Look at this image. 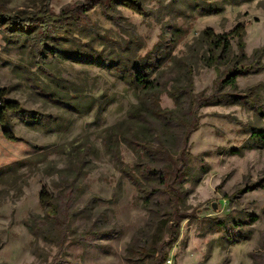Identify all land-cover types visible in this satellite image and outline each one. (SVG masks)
Masks as SVG:
<instances>
[{"label":"rangeland","instance_id":"374dc122","mask_svg":"<svg viewBox=\"0 0 264 264\" xmlns=\"http://www.w3.org/2000/svg\"><path fill=\"white\" fill-rule=\"evenodd\" d=\"M44 1L0 0V11H35ZM84 1L49 0V7L58 15L64 7ZM142 2L150 11L144 17L118 9L121 28L96 9L89 14L96 32L74 29L59 38L64 48L78 56H94V51L118 56L126 68L123 71L112 63L101 67L86 58L78 61L77 55H47L53 59L51 63L38 68L29 51L8 42L0 27V91L5 102L17 103L25 112L24 119L12 113L6 119L7 129L19 139L17 143L3 136L0 122V264H51L58 248L39 240L34 254V238L25 224L32 216L45 215L39 199L44 188L54 195L61 189L58 171L68 167V159L60 148L85 139L97 155L88 157L86 173L78 183L82 194L73 208L84 209L93 197L100 200L91 218L78 217L71 229L83 232L95 222L101 228L116 225L120 235L97 243L68 242L63 264H130L127 250L136 238L143 239L150 215L136 189L106 155L100 135L105 128L127 119L137 103L135 89L127 82L133 65H140V72L150 73L152 78L181 86L188 84L182 60L192 67L194 93H210L216 74L189 51L204 30L224 34L242 24L247 55L264 49V0ZM258 84H264V71L240 77L238 92L245 93ZM260 97L264 107V90ZM182 104L187 113V96ZM160 105L168 110L176 108L175 100L166 94L161 96ZM199 115V128L190 138L193 159L182 204L194 217L181 224L167 262L254 264L252 255L261 248L264 232V188L255 186L264 181V144L252 140V134L264 132V116L234 102L205 107ZM179 144L181 132L172 128L167 136L169 152L179 153ZM233 148H242V155H231ZM121 155L128 166L137 160L125 146ZM245 188L249 192L234 198L238 191L246 192ZM135 259V264H146Z\"/></svg>","mask_w":264,"mask_h":264},{"label":"trees","instance_id":"16d2710c","mask_svg":"<svg viewBox=\"0 0 264 264\" xmlns=\"http://www.w3.org/2000/svg\"><path fill=\"white\" fill-rule=\"evenodd\" d=\"M142 1L86 0L83 3L66 6L58 15H53L49 0H46L35 11L17 13L0 11L1 32L8 42L19 46L22 50H28L38 68H44L53 60L46 58L47 55L65 58L77 55L62 46L60 37L70 34L74 29L96 32L97 27L90 19V12L99 9L116 28H121L120 17L117 15L118 9H127L144 17L150 11L146 10ZM193 2L196 3L199 0H193ZM223 10L222 8V13ZM245 36L246 28L242 24L224 34H216L212 29H206L190 46L189 51L193 53V58L199 59L204 67L213 69L216 74L210 93H194L192 67L182 60L181 63L187 75V85L171 86L167 81L152 78L150 73L140 72L141 66L137 64L133 65L134 68L128 74L127 82L135 89L137 103L128 111L127 119L105 128L101 132L100 139L106 155L136 189L143 208L150 215V223L142 234L143 239L136 238L127 250L130 264H135L134 258L146 264H165L169 259V250L179 239L181 224L194 217V214L183 210L182 204L186 196L185 184L190 175V164L193 159L190 138L199 128L200 111L205 107H220L234 102L264 116L260 97L264 84L249 87L245 93L238 92L237 80L240 77L264 71L262 63L264 49H257L248 56ZM83 58H86L88 63L93 60V65L100 64L102 67L112 63L116 70H126L118 56L112 58L111 55L106 56L102 51H94V56L77 55L78 61ZM163 94L175 100L174 110L161 107L160 99ZM4 96L3 91H0V122L3 125V136L9 142L17 143L19 139L7 129L6 119L11 113L24 119L25 112L17 103L5 102ZM185 96L190 100V109L187 113L182 109L183 104L181 105V100ZM32 119L35 121L37 118ZM172 128L181 132V144H179L181 147L177 154H171L167 148V136ZM252 140L264 144V132L253 133ZM123 146L136 157L137 160L133 166L124 163L121 155ZM242 148H233L229 153L241 156ZM59 151L68 159V167L58 171V187L61 189L57 195H54L44 188L39 199L45 215L32 216L25 224L34 238V254H37L39 240L52 243L58 248L51 264L64 263L65 246L70 241L97 243L114 240L120 235L116 225L101 228L95 222L83 232L71 229L72 222L78 217L90 219L100 200L93 197L84 209L73 208L82 194L78 183L86 173L85 170L89 165L88 157L96 156L97 152L89 139L81 142L73 141L61 147ZM256 185L264 188V181ZM243 191L244 189L238 191L234 198L249 192V188H245L246 192ZM219 224L223 225L220 222ZM240 227L241 225L238 224L237 228ZM252 259L254 264H264V232L261 248L252 255Z\"/></svg>","mask_w":264,"mask_h":264},{"label":"built area","instance_id":"2783aa9c","mask_svg":"<svg viewBox=\"0 0 264 264\" xmlns=\"http://www.w3.org/2000/svg\"><path fill=\"white\" fill-rule=\"evenodd\" d=\"M167 264H170V262H167Z\"/></svg>","mask_w":264,"mask_h":264}]
</instances>
